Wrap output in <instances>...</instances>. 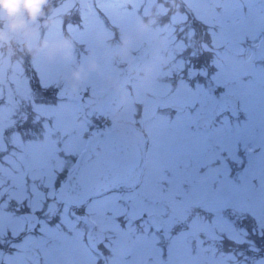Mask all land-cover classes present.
<instances>
[{"label":"snow or ice","instance_id":"6c2138e0","mask_svg":"<svg viewBox=\"0 0 264 264\" xmlns=\"http://www.w3.org/2000/svg\"><path fill=\"white\" fill-rule=\"evenodd\" d=\"M73 8L77 10L73 12ZM100 12L90 0H82L79 7L73 3L66 12L57 13L59 18L45 29V38L63 35L74 27V43L87 51L89 24ZM74 15L78 17L75 25L71 20ZM184 15L186 20L187 13ZM254 15L262 21L257 34L264 32V4L256 5L254 0L240 3L230 16L215 22V27L228 43V27L249 24ZM212 29V25L207 26L209 34ZM186 51L187 47L179 53L181 73L185 62L198 61L205 66L203 54L194 51L184 61ZM213 67L211 75L206 70L200 73L206 81L190 75L192 83L185 84L187 91L174 107L173 127L154 141L143 161L137 157L131 162L138 175L130 180L109 167L113 161L106 154L89 148V141L99 131L91 114L78 135L68 126L67 117L75 108L76 97H65L60 88L64 66L37 56L29 59L25 69L21 60L19 75L9 82L7 94L0 90V153L4 154L0 159L13 163L15 158L14 166L21 172L23 184L39 196L36 204H25L27 195L16 201L13 214L33 221L24 239L63 240L71 246L79 234L82 241L83 230L78 224L93 197L100 194L75 200L72 192L83 188L101 169L111 172L112 183L104 191L117 197L120 206V211L106 208L105 213L111 212L115 228L129 240L143 238L151 249L152 264H174L172 242L177 237L192 232L196 242L202 243L200 235L207 234L220 221L234 228L229 217L244 202H254L264 212V51L256 53L249 68L235 76L222 75L219 64ZM29 69L34 75H29ZM257 123L260 142L250 146ZM69 187L71 192H66ZM11 199L14 198L0 204V209L7 208ZM20 205H25V211ZM181 207L186 210L177 215ZM24 231L22 226L13 235ZM157 232L163 234V242ZM244 235L247 237V230ZM253 235H259L264 245V229L253 231ZM228 238L249 244L250 251H260L254 241ZM219 239H224L223 233ZM191 246L192 240H188L189 250ZM10 247L17 248L18 243ZM125 255L135 252L130 249ZM123 264L138 262L133 259ZM143 264H149L147 258Z\"/></svg>","mask_w":264,"mask_h":264},{"label":"rangeland","instance_id":"374dc122","mask_svg":"<svg viewBox=\"0 0 264 264\" xmlns=\"http://www.w3.org/2000/svg\"><path fill=\"white\" fill-rule=\"evenodd\" d=\"M59 1L61 2L55 1L57 7L52 8L49 16L48 13L46 14V18H44L46 20L37 21V24L31 28L30 34L23 38L24 41L7 37V42L17 40L26 42L29 47H36V42L40 40L38 39L41 36L40 33H44L45 29L52 25L54 18L58 20L57 13L66 12L69 7H72L73 3L79 7L82 2V0ZM90 2L98 5L101 12L98 17L93 16L89 24L87 33L89 48L87 51L83 46L74 43L76 35L74 27L66 29L63 35L54 34L52 38H45L44 35V38L38 44L37 50L34 48V56H40L44 60L64 66L65 70L60 77L61 90L70 86L77 89V98L73 101L75 108L67 117L68 126L77 135L85 126L82 121L78 123L76 121L81 106L80 99L83 97L82 94L85 92V88L94 96L87 97L85 100L94 103L93 106L96 107V112L99 111L106 118L108 116L110 123H130L139 111L145 113L155 111L158 106L162 107L169 100H179L187 91L185 84L192 83L189 78V81H187L181 75L182 65L179 53L187 47L188 51L183 52V60L187 61L189 52L194 51L196 41H194L193 30L196 31L200 28V30L207 31L208 25L213 26L211 34L207 32L206 35L208 34V39L215 47L211 50H200V53L203 54V58L207 63H211L210 59L215 57L212 65L219 64L221 73L224 76H235L246 71L252 63V57L256 53L264 51V41L261 40L264 32L257 34L258 29L262 26V21L258 16L254 15L249 24L230 25L227 29L231 36L228 43H225L218 28L215 27V22L230 16L240 3H245V0H90ZM254 3L256 5L264 4V0H254ZM190 8L192 11L189 10ZM76 10L77 8H73V12ZM185 13H187L186 20ZM71 20L75 25L78 22V17L74 15ZM107 40H109V44L105 43ZM253 44H257V46L253 47ZM221 46H224V49L219 51ZM141 47L148 51V56L141 69L131 77L129 84L121 91L120 101L114 110L110 113L105 112L102 107V100H99L97 96L114 87L112 83H115V79L118 77L120 64H124L133 55V52ZM183 70H185L183 73L188 74L190 77L191 64L185 62ZM5 71L6 63L0 61V90L5 91L6 89L8 91V87L4 83L18 77L20 64L11 65L8 74ZM198 72L191 76H197ZM171 73L174 74L172 77L176 78V85L174 86V82L170 81ZM181 78H183V82H181ZM195 80L199 81L200 79L195 77ZM105 83H109V85H104ZM139 102L141 103L140 109L137 104ZM160 112L164 114L161 117L162 119L176 115V113L174 114L173 111L166 108H161ZM259 142L260 129L257 123L255 136L250 141V146ZM0 155L4 154L0 153ZM12 159L13 163H5L0 159V165H3V168L0 169V181H3V183H0V192H3L2 194L8 193L18 200L25 195L30 196V194L22 187L21 172L14 166L15 158ZM16 173H19V175ZM29 190L33 192L30 186ZM30 198L32 199H29L28 202L31 201L33 204L39 202L38 195H32ZM114 198V195L108 193L96 197V199L93 198L86 211L96 225L98 239L102 240L107 236L105 244L112 246L113 251L111 250V254L104 258V253L92 251L80 239H73L71 246L67 242L59 249L56 248L62 255L63 264H123L124 261L133 259L138 264H143L146 258L149 264H152L153 257L149 255L151 249L143 242V238L137 242L129 239L127 243L124 242L123 239L127 236L115 228L110 219L111 212L105 213L106 208L111 209L112 212L120 211V206ZM28 202H25V204ZM16 207L13 201L9 203L11 213H14ZM21 207L25 208V205H20ZM237 207L242 208L234 210L239 216L242 227H239V224H236L229 217L235 224L234 228L220 221L205 234L209 240L205 241L206 237H199L202 243L196 242L192 232L186 236L177 237L172 242L174 264H248L246 261L247 256L238 247L242 243L232 240L236 243V246L224 249L221 243L215 242L214 244L211 241V239L218 240L219 233H223L227 238L248 239L254 241L256 246L259 244V241H255L254 237L250 238V235H253V231L259 233L264 229V212H261L254 202H244ZM181 209L182 207L178 208L177 212H180ZM11 213L5 211V209H0V237L18 243L17 236L13 234L19 231L23 222L17 219L18 214H14V216ZM243 225H246V227ZM164 228H167L166 224ZM244 230L248 232L247 237L244 235ZM26 235L20 239L24 242L18 243L20 249L26 246L37 247V245L45 244V240L41 242L30 238L24 239ZM110 235H114L116 238H111ZM157 236L164 239L163 234ZM188 240H192L190 250L187 247ZM90 242L89 244H91ZM215 245L218 247L216 248ZM49 248L53 251L54 245L50 243ZM130 249L134 250L135 255H125ZM255 252L257 254L252 257L253 264H264L263 251ZM127 256L129 257L127 258ZM57 258L58 253L51 252L50 264H56ZM25 260L24 254L20 253L19 250L11 256L6 255L4 259L7 264H23Z\"/></svg>","mask_w":264,"mask_h":264},{"label":"water","instance_id":"95a60500","mask_svg":"<svg viewBox=\"0 0 264 264\" xmlns=\"http://www.w3.org/2000/svg\"><path fill=\"white\" fill-rule=\"evenodd\" d=\"M26 24L28 28L31 24V20H27ZM8 33L24 36L21 32L8 31ZM145 56L146 51H138L134 58L125 66L124 72L120 76L116 87L102 95L103 107L105 110H111L118 103L121 90L126 85L129 77L138 71ZM192 73L195 74L196 69H194ZM62 93L65 97H74L76 90L74 88H67L63 89ZM172 107L174 108L175 105ZM88 146L90 149L106 154L107 157L111 158L113 163L110 164L109 167L116 170L120 175L131 180L138 174V169H136L131 162L137 157H140L143 161L142 145L136 135L128 127L119 124L110 131H100L89 141ZM111 183V172H107L104 169L97 170L94 173V178L89 183L83 188H79L75 192H72V198L78 200L88 194L101 193L106 187L110 186ZM66 192H71V187L66 189ZM27 218L30 219V223L33 222L30 217ZM161 227H163V224H161ZM92 239H96L95 234L92 235ZM26 256L30 257L31 251H26ZM37 261L38 258L34 259L33 263Z\"/></svg>","mask_w":264,"mask_h":264},{"label":"flooded vegetation","instance_id":"af4514ba","mask_svg":"<svg viewBox=\"0 0 264 264\" xmlns=\"http://www.w3.org/2000/svg\"><path fill=\"white\" fill-rule=\"evenodd\" d=\"M105 43L109 44V40H107V42H105ZM28 49L31 50V48H28ZM34 57L35 56L31 55L29 57V59L34 58ZM104 85H109V83H105ZM179 100H176V101H173L170 103L177 104V102ZM173 113L175 114V111H173ZM163 116H164V114L161 113L160 111H158L157 109L155 111H151V112H147V113L140 112L138 115H136V117L134 118V120L131 123L132 130L139 137L140 141L143 144V150H144L145 157L147 156L148 150L152 147L154 141L157 138H159L161 135H163L165 132L170 130L174 125V119L173 118L175 116L171 117V118L166 117V119H162L161 117H163ZM15 171L17 172V170H15ZM16 174L19 175V173H16ZM21 185L25 189L29 188V186H25L24 184H21ZM37 186H39V182H37ZM114 199L117 200V197H115ZM37 215H39V213ZM87 217H88L87 215H84L83 219L78 224V227L83 230V240L81 242L87 241L88 235H90V233L94 230V227H95L94 223H91L90 221H88ZM24 220L26 221L25 218H24ZM84 228H85V231H84ZM74 239H80L79 234H77L74 237ZM123 241L127 243L128 238H124ZM7 242H9V240H0V264H7L4 260H2L3 252L1 250L3 245ZM50 243H52V245H54L53 251L50 250V248H49ZM66 243L67 242L63 241V240H47L46 239L45 244H43V245L42 244L37 245V247L26 246V247L22 248L23 250L21 249L20 251L24 252V250L26 248H31L33 250V252L39 256V258H40L39 264H50L49 257L51 255V252H53L54 254L58 253V258H57L56 264H63L64 260L62 259V257H61L62 255L60 254L58 249L62 245H66ZM101 244H102V248H103V246L105 247V245H106L105 239H103L101 241ZM57 247H58V249H56ZM109 247L110 246L103 248V251L105 252V254H104L105 256L109 255V251H108ZM15 250H16V248H15ZM44 253L46 254V256ZM47 254H49V255L47 256ZM23 264H31V260H25V261H23Z\"/></svg>","mask_w":264,"mask_h":264},{"label":"trees","instance_id":"16d2710c","mask_svg":"<svg viewBox=\"0 0 264 264\" xmlns=\"http://www.w3.org/2000/svg\"><path fill=\"white\" fill-rule=\"evenodd\" d=\"M207 36H208V34L206 35V32H198L196 34V42H197V45H198V49H197L198 54H200V50H206V49H210L211 50L213 48V46L211 45V40L208 39ZM0 51L2 52V56L8 59V63H7V59H4L6 64L10 65L11 62L13 61V59H15V56L12 53L10 55V53L8 51H6L5 48H2V50L0 49ZM212 61H213V58L210 59L211 63H207L206 62L204 67H202L201 64L198 61L195 64L198 67H200L202 71L206 70L209 73V75H211V73L213 71H215V68L212 65L213 64ZM205 81H206V79H205ZM85 96L90 97V93L89 92L85 93ZM93 105H95V104L94 103H89V102L85 101L84 99L81 100V106H80V110L78 111L77 122L82 121V123L84 125L87 124L89 114H91V118L93 120V124H94V126L97 129L106 127L107 120L105 119V117L101 113H99V111L96 112V107L93 106ZM17 119H18V117H17ZM5 137H6V139H8V134L7 133H5ZM238 206H241V204L238 205ZM236 209H242V208L236 207L235 210ZM183 210L185 211L186 209L184 207H182L181 211L177 212V215H180L181 212H183ZM247 211H249V210H247ZM230 217H231V219L234 220V222L236 224H239L238 225L239 227H242V224H241V222L239 220V216H238V214L236 212H235L234 215H232ZM246 225L248 226L247 223H246ZM246 225H243V226L246 227ZM220 235L221 234L219 233V237H220ZM200 236L201 237H206L205 241L209 240V238L205 234H201ZM223 236H224V239H222V240L218 239V240L214 241V240L211 239V241L214 242V244H215V242L221 243L223 245L224 249H228L231 246H236V243H234L229 238L225 237V235H223ZM251 237H254L255 241H259V244H257V246L264 253V245L261 244V238L259 236L257 237L256 235H250V238ZM207 243H209V242H207ZM204 244H206V243H204ZM215 246H216V248L218 247L217 245H215ZM238 247H240L241 250L244 251V254L247 256V260L246 261L248 262V264H253L252 257H253V255L257 254V252L250 251L249 250L250 249L249 248V244H246V243H244V244L242 243Z\"/></svg>","mask_w":264,"mask_h":264},{"label":"clouds","instance_id":"9594fccd","mask_svg":"<svg viewBox=\"0 0 264 264\" xmlns=\"http://www.w3.org/2000/svg\"><path fill=\"white\" fill-rule=\"evenodd\" d=\"M46 0H0V19L7 24L9 32H21L29 35L30 30L26 27L25 17L28 20L35 19L39 8ZM7 36L0 30V43H6Z\"/></svg>","mask_w":264,"mask_h":264}]
</instances>
